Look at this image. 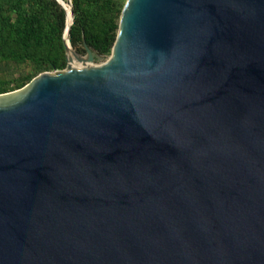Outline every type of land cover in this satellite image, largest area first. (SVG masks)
I'll use <instances>...</instances> for the list:
<instances>
[{"label":"water","instance_id":"obj_1","mask_svg":"<svg viewBox=\"0 0 264 264\" xmlns=\"http://www.w3.org/2000/svg\"><path fill=\"white\" fill-rule=\"evenodd\" d=\"M70 26L0 95V264H264V0H126L100 66Z\"/></svg>","mask_w":264,"mask_h":264},{"label":"trees","instance_id":"obj_2","mask_svg":"<svg viewBox=\"0 0 264 264\" xmlns=\"http://www.w3.org/2000/svg\"><path fill=\"white\" fill-rule=\"evenodd\" d=\"M62 1L72 7V50L85 56L84 41L98 57L110 56L126 0ZM65 12L56 0H0V74L30 69L14 81L0 77V95L22 89L40 74L66 68Z\"/></svg>","mask_w":264,"mask_h":264},{"label":"rangeland","instance_id":"obj_3","mask_svg":"<svg viewBox=\"0 0 264 264\" xmlns=\"http://www.w3.org/2000/svg\"><path fill=\"white\" fill-rule=\"evenodd\" d=\"M94 56V62H93V65L94 66H100L102 64H104L108 58V57H98L97 55L93 54ZM84 57V56H82ZM75 67H80L79 64H75ZM30 72V69L27 67V66H24V67H21V68H17V69H14V70H9V69H6L4 70V72L2 74H0V77L5 79V80H10V81H14L16 80V78H21L23 76H25L26 74H28Z\"/></svg>","mask_w":264,"mask_h":264},{"label":"bare ground","instance_id":"obj_4","mask_svg":"<svg viewBox=\"0 0 264 264\" xmlns=\"http://www.w3.org/2000/svg\"><path fill=\"white\" fill-rule=\"evenodd\" d=\"M62 6H63V8H64L65 11H66V22H67L66 24H67V26L69 27L70 24H71V22H72L71 6L68 5V4H65V3H63ZM69 57L72 58V60H73V66H75V64H76L77 62L74 60L73 55H72V54H69ZM77 64H78V63H77Z\"/></svg>","mask_w":264,"mask_h":264}]
</instances>
